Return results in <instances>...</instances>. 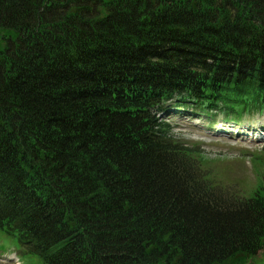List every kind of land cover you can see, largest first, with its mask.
Returning a JSON list of instances; mask_svg holds the SVG:
<instances>
[{"label":"trees","instance_id":"16d2710c","mask_svg":"<svg viewBox=\"0 0 264 264\" xmlns=\"http://www.w3.org/2000/svg\"><path fill=\"white\" fill-rule=\"evenodd\" d=\"M175 93L264 106V0H0L4 242L39 264H264V156L221 177L158 120Z\"/></svg>","mask_w":264,"mask_h":264},{"label":"rangeland","instance_id":"374dc122","mask_svg":"<svg viewBox=\"0 0 264 264\" xmlns=\"http://www.w3.org/2000/svg\"><path fill=\"white\" fill-rule=\"evenodd\" d=\"M259 116H256V121ZM249 117L244 118L242 123L249 122ZM175 136L187 144H198L201 147L204 154L208 155L209 159H216L215 161L219 164L221 170V177L224 175L229 180L236 178H245L252 180L255 178L250 165L247 164V169L241 166V163L236 162L241 156H250L252 154L261 155L264 153V144L253 143L243 140H235L227 137L214 136L207 129V125L200 121H195L193 124L183 121H177L174 123ZM197 126V127H196ZM248 163V160H247ZM253 176V177H252ZM252 185V183L244 181ZM13 244V242H11ZM14 246L6 244L4 239L0 236V264H16L14 262H8L7 259L15 260ZM5 258V259H3ZM20 264H39L33 259L20 255Z\"/></svg>","mask_w":264,"mask_h":264}]
</instances>
